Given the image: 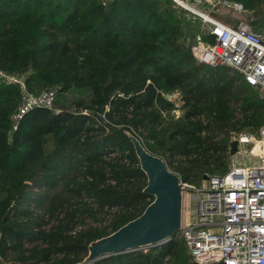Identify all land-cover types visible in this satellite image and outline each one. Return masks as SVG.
I'll list each match as a JSON object with an SVG mask.
<instances>
[{
  "label": "trees",
  "instance_id": "1",
  "mask_svg": "<svg viewBox=\"0 0 264 264\" xmlns=\"http://www.w3.org/2000/svg\"><path fill=\"white\" fill-rule=\"evenodd\" d=\"M228 1L264 16V0ZM189 23L172 0H0V72L55 90L59 110L13 130L20 88L0 77V264H82L139 217L153 198L130 135L181 182L227 173L230 135L264 124V99L237 71L197 63ZM90 264L194 263L176 233Z\"/></svg>",
  "mask_w": 264,
  "mask_h": 264
},
{
  "label": "built area",
  "instance_id": "2",
  "mask_svg": "<svg viewBox=\"0 0 264 264\" xmlns=\"http://www.w3.org/2000/svg\"><path fill=\"white\" fill-rule=\"evenodd\" d=\"M172 1L187 20L200 26L190 45L197 63L237 71L264 99V29L254 30L243 17L246 11L241 5L228 0ZM218 6L236 12L243 20L230 24L218 19L213 11ZM0 77L20 88L13 130L34 108L59 111L54 105L55 90L35 95L21 77L1 72ZM172 113L180 116L179 102ZM232 141L237 142L238 150L230 156L226 174L207 176L199 185L179 180L182 223L177 235L194 264H264V124L256 132L231 133Z\"/></svg>",
  "mask_w": 264,
  "mask_h": 264
},
{
  "label": "water",
  "instance_id": "3",
  "mask_svg": "<svg viewBox=\"0 0 264 264\" xmlns=\"http://www.w3.org/2000/svg\"><path fill=\"white\" fill-rule=\"evenodd\" d=\"M243 17L251 27L264 22V16L258 17L257 12H245ZM170 98L167 95V99ZM129 140L146 176L143 192L151 196L153 201L139 217L111 235L90 243L88 255L82 264L158 246L171 239L181 228L182 188L178 176L168 169L161 158L149 153L136 137L130 135ZM237 150V142L232 141L229 144V155H235Z\"/></svg>",
  "mask_w": 264,
  "mask_h": 264
},
{
  "label": "rangeland",
  "instance_id": "4",
  "mask_svg": "<svg viewBox=\"0 0 264 264\" xmlns=\"http://www.w3.org/2000/svg\"><path fill=\"white\" fill-rule=\"evenodd\" d=\"M213 11H214V16H216L218 19H220V20H222L224 22L230 23V24H234L237 21L243 20V17L241 15L237 14L236 12H233L232 10H229V9L227 10L226 8H223V7H219L218 6L215 9H213ZM190 23L193 25V26H191L192 32H194L195 30H198V28L200 27L199 24H197V23H193L192 21H190ZM261 29H264V22L258 24L254 28V30H261ZM189 43H190V45L192 44V38H191V40H189ZM71 100H72V96L70 94L65 96V102L67 104ZM171 100H173L175 103H178V101H177L178 100V96L176 94L171 95ZM55 101H56V97H55ZM54 105H55V103H54ZM55 107L57 108V106H55ZM245 133H249V132L247 131ZM237 156L242 158V154H238ZM244 157H246V154L244 155ZM186 204H187V202L186 203L184 202V205H186ZM98 219L100 220L101 217L98 216ZM98 223L99 222L94 221L92 218L86 217L84 225L86 227H90V226H93V225H97ZM107 224H108V222H107Z\"/></svg>",
  "mask_w": 264,
  "mask_h": 264
},
{
  "label": "crops",
  "instance_id": "5",
  "mask_svg": "<svg viewBox=\"0 0 264 264\" xmlns=\"http://www.w3.org/2000/svg\"><path fill=\"white\" fill-rule=\"evenodd\" d=\"M189 21V20H188ZM190 22V21H189Z\"/></svg>",
  "mask_w": 264,
  "mask_h": 264
},
{
  "label": "flooded vegetation",
  "instance_id": "6",
  "mask_svg": "<svg viewBox=\"0 0 264 264\" xmlns=\"http://www.w3.org/2000/svg\"><path fill=\"white\" fill-rule=\"evenodd\" d=\"M255 27H256V26H255ZM255 27H254V28H255Z\"/></svg>",
  "mask_w": 264,
  "mask_h": 264
}]
</instances>
